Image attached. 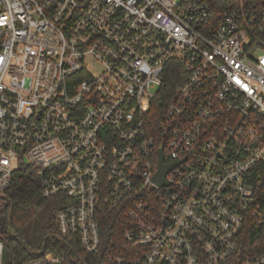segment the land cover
Wrapping results in <instances>:
<instances>
[{"label": "built area", "instance_id": "obj_1", "mask_svg": "<svg viewBox=\"0 0 264 264\" xmlns=\"http://www.w3.org/2000/svg\"><path fill=\"white\" fill-rule=\"evenodd\" d=\"M26 170L87 254L105 205L114 264L227 263L249 220L264 232V0H0V203Z\"/></svg>", "mask_w": 264, "mask_h": 264}, {"label": "trees", "instance_id": "obj_2", "mask_svg": "<svg viewBox=\"0 0 264 264\" xmlns=\"http://www.w3.org/2000/svg\"><path fill=\"white\" fill-rule=\"evenodd\" d=\"M178 62H171L165 70L163 87L152 103L149 114L154 123L161 118L167 101L174 93L181 70ZM8 205L0 203V235L4 244L5 264H25L38 258L41 251H50L62 258L61 264H114L126 243L122 238L121 221L113 217L103 205L97 222L100 247L93 254L85 253L77 237L62 236L55 224V214L61 208L56 199L41 197L39 180L31 170L14 175L6 193ZM264 253V232L248 221L237 241V255L225 264H242L252 256Z\"/></svg>", "mask_w": 264, "mask_h": 264}, {"label": "water", "instance_id": "obj_3", "mask_svg": "<svg viewBox=\"0 0 264 264\" xmlns=\"http://www.w3.org/2000/svg\"><path fill=\"white\" fill-rule=\"evenodd\" d=\"M158 156H159V161H158V170L157 173L154 177V181L156 183H158L160 186L162 185H166L165 181H164V177L166 175V173L171 170L175 165L172 166H165L162 163V148L160 147V149L158 150ZM5 206L8 205V199L5 198Z\"/></svg>", "mask_w": 264, "mask_h": 264}]
</instances>
